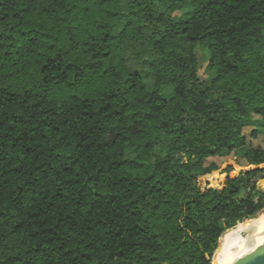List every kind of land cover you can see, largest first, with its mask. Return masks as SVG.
<instances>
[{"label": "trees", "instance_id": "trees-1", "mask_svg": "<svg viewBox=\"0 0 264 264\" xmlns=\"http://www.w3.org/2000/svg\"><path fill=\"white\" fill-rule=\"evenodd\" d=\"M260 135L264 0H0V264H212Z\"/></svg>", "mask_w": 264, "mask_h": 264}, {"label": "rangeland", "instance_id": "rangeland-1", "mask_svg": "<svg viewBox=\"0 0 264 264\" xmlns=\"http://www.w3.org/2000/svg\"><path fill=\"white\" fill-rule=\"evenodd\" d=\"M198 61H199V76L204 78V79H209L212 74L214 73V70H210L209 69V59H208V55L206 54L205 50L203 48L199 49L198 54ZM125 59L126 62L128 64V66L132 67V68H136V69H142V66L140 64L137 63V61L134 60L133 56L131 54H126L125 55ZM143 76L146 82V87L149 89H152L154 87V80L151 78L150 74L147 72H143ZM262 117L253 114L252 115V120L251 122L255 125H259L262 123ZM251 131V128H246L245 132H249ZM253 143L255 144V146H259L264 148V135H260L256 140L253 141ZM126 157L128 158H134L135 155L132 153H128L126 155ZM212 162L216 163L218 165V169L215 170L214 172H212L211 174L206 175L205 177L201 178V181L204 185H206L207 183L210 186H218L221 183H223L225 181V174L222 173L223 169L225 167H227L228 165H232L234 166L235 172L234 174L240 172V171H249L250 168L247 164L246 161L243 158H238L236 157L234 154H231L229 156H225V157H213V158H209L206 161V164H211ZM253 182L256 183L257 185V189L260 191L264 192V179H260V178H255L253 180ZM263 182V183H262ZM263 184V189H260L259 185ZM264 213L259 214L257 217L253 218L256 219L258 217H260L261 215H263ZM252 220V219H251ZM220 241H222V239H220ZM217 252V251H216ZM216 254V253H215Z\"/></svg>", "mask_w": 264, "mask_h": 264}, {"label": "bare ground", "instance_id": "bare-ground-1", "mask_svg": "<svg viewBox=\"0 0 264 264\" xmlns=\"http://www.w3.org/2000/svg\"><path fill=\"white\" fill-rule=\"evenodd\" d=\"M264 243V214L232 228L220 243L212 264H231Z\"/></svg>", "mask_w": 264, "mask_h": 264}, {"label": "water", "instance_id": "water-1", "mask_svg": "<svg viewBox=\"0 0 264 264\" xmlns=\"http://www.w3.org/2000/svg\"><path fill=\"white\" fill-rule=\"evenodd\" d=\"M262 183L259 185L260 189H263ZM231 229L232 228L225 231L222 234L221 238L224 237ZM219 247H220V244H219ZM219 247H218V249H219ZM231 264H264V243L260 244L252 252H250L249 254L239 258L238 260H236L235 262H233Z\"/></svg>", "mask_w": 264, "mask_h": 264}]
</instances>
